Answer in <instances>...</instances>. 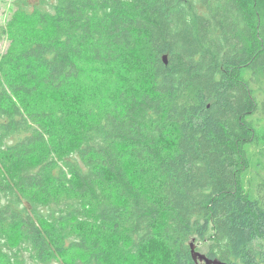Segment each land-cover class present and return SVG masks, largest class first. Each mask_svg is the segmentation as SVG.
I'll use <instances>...</instances> for the list:
<instances>
[{
  "label": "trees",
  "instance_id": "trees-1",
  "mask_svg": "<svg viewBox=\"0 0 264 264\" xmlns=\"http://www.w3.org/2000/svg\"><path fill=\"white\" fill-rule=\"evenodd\" d=\"M10 10L0 264L74 253L64 264H203L190 242L197 251L209 225V259L264 264V0H12ZM134 54L148 87L77 126L73 84Z\"/></svg>",
  "mask_w": 264,
  "mask_h": 264
},
{
  "label": "rangeland",
  "instance_id": "rangeland-1",
  "mask_svg": "<svg viewBox=\"0 0 264 264\" xmlns=\"http://www.w3.org/2000/svg\"><path fill=\"white\" fill-rule=\"evenodd\" d=\"M11 2L12 0H4L1 5L0 61L9 51L15 50L16 47V35L10 28L12 21ZM137 58L138 56L134 54L132 59L128 58L125 62L115 67L113 71H105L104 68L96 66L89 67L79 81L73 84L71 88L74 95L73 99L80 105L79 119L76 122L77 126L81 127L91 121L97 120L99 117L96 118L98 116L96 112L109 109L122 91L129 88L140 90L148 87L149 83L146 76L143 77L141 69L138 68L141 62ZM46 104L54 107L50 103ZM213 235L214 231L209 225L204 237L197 238V243L200 245L197 251L204 254ZM195 241L193 239L190 244ZM78 257L76 253L60 255V257L51 260L47 264L70 263L77 261ZM27 262L28 264H38L29 260Z\"/></svg>",
  "mask_w": 264,
  "mask_h": 264
},
{
  "label": "water",
  "instance_id": "water-1",
  "mask_svg": "<svg viewBox=\"0 0 264 264\" xmlns=\"http://www.w3.org/2000/svg\"><path fill=\"white\" fill-rule=\"evenodd\" d=\"M163 59L167 63V56H164ZM191 252H192V256H193L194 260L201 262L203 264H225V263H221V262L216 261V260H211L206 255L196 251V245L194 242L191 243Z\"/></svg>",
  "mask_w": 264,
  "mask_h": 264
}]
</instances>
